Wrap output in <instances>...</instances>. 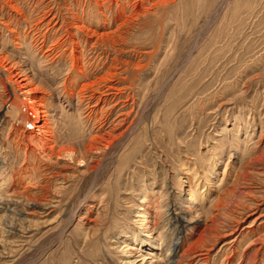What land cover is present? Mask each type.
Returning <instances> with one entry per match:
<instances>
[{"label":"rangeland","instance_id":"374dc122","mask_svg":"<svg viewBox=\"0 0 264 264\" xmlns=\"http://www.w3.org/2000/svg\"><path fill=\"white\" fill-rule=\"evenodd\" d=\"M17 1L24 9L21 14L0 2V57H6L8 67L29 61L36 76L33 85L38 86L32 94L49 99L51 108L46 110L53 114L50 122L58 145L76 142L77 134L87 140L100 128L103 133L111 131L105 136L112 147L105 149L109 151L105 157L104 152H88L83 162L69 156L41 158L36 147L20 140L22 131L10 129L14 114L2 113L0 169L5 164L16 178H25L16 187L0 176V196L24 204L33 202L24 194L40 197L46 192L45 201L59 205L21 207L11 213L0 203V264H150L152 257L163 262L173 246L170 236L176 224L168 225L172 213L185 214L194 222L180 233L181 240L186 238L195 249L183 264H197L198 249L209 250V264H224L231 247L225 242L234 238L238 241L232 264H264V247L258 256L252 255L261 247L254 240L262 233L259 224L264 217L254 219L264 213V163L256 161L248 168L256 150L254 158L264 154V0H153L154 6L145 1L150 8L147 15L130 20L123 32L112 35L113 41L105 37L95 50L81 42L86 59L75 66L78 80L68 86L77 91L110 69L118 73L112 78L115 85L123 88L113 100L111 96L99 100L92 119L87 110L97 99L81 104V119L66 103L58 105L63 94L59 86L78 61L73 45L65 43V31H48V19L36 28L41 11L53 0ZM57 1L62 21H73L72 11L87 22L96 21L99 9L94 11L92 0ZM125 1L131 6L136 0ZM115 4L114 0L110 19L116 14ZM5 20L8 25L1 23ZM67 28L71 29L63 30ZM94 29L105 32L102 26ZM83 36L86 41L97 40ZM58 39L67 51L62 56L57 49L55 56L42 59ZM81 70L90 72L89 80ZM107 82L100 81L102 90H107ZM2 86L0 78V105ZM100 119L105 126L100 127ZM33 121L23 127L24 136L34 134ZM66 133L70 136L62 137ZM98 161L103 164L94 171ZM247 168L253 181L239 179ZM196 188L198 200L189 204ZM240 189L254 191L255 199L238 197ZM257 200L263 203L262 212L235 214L241 205ZM8 220L15 224H6ZM208 224L212 229L218 226L222 236L213 241L211 232L204 231ZM231 229L234 235L227 236ZM161 231L166 239L160 242ZM147 235L150 244L144 242ZM127 244L140 248L126 251Z\"/></svg>","mask_w":264,"mask_h":264},{"label":"bare ground","instance_id":"6f19581e","mask_svg":"<svg viewBox=\"0 0 264 264\" xmlns=\"http://www.w3.org/2000/svg\"><path fill=\"white\" fill-rule=\"evenodd\" d=\"M56 1L57 0H53V4L46 5L47 6L46 9H43L41 11V15H39V21H38L39 23L36 25V28L39 29V27L43 23H46V20L48 19L49 21L46 23L48 31H50L52 29H54V30L56 29L55 34H57L61 30H62V33H64V31H65L64 34H65V37H67V39L65 38L66 39L65 43H68L69 46H70V44L73 45L72 46L73 52L72 51L71 52L73 53V55L74 54L76 55L75 60L78 61L77 63L73 62L71 73L69 74V76H65L63 84H61L59 86V87H61L60 89H62L63 94H62V96H59L58 105H60L59 102L66 103L67 107L77 111V118L81 119V116L83 115V113L81 112V110H82L81 104L88 102V105H89L91 100L97 99V101H96L97 104L92 105V106L89 105V107H88L89 109L87 110L88 119H92L93 114L96 115L97 109L95 107L99 106V104H98L99 100L102 101L104 98L106 100L107 96H109V97L111 96V100H113L114 97L116 98L119 95V94H117L118 92L122 93L123 88H119L117 86V84L115 85L112 78L116 79L118 73L117 72L112 73V72H110L111 71L110 69L106 71L104 76H101V77L95 76L94 81L89 80L91 75L89 74L90 72L88 70H81L80 73L83 75L84 79L89 80V82L83 83V85H81L77 91L73 90V88H70L68 86L69 84H72L73 82H77L78 72H76V70H74V68L76 65L80 64V62H82L83 60L86 59V54L84 53V49L81 47L82 46L81 42H87L88 44H91L92 48L90 50H95L96 45H97L96 43H98L99 41L103 42V39L105 37H106V39L111 38L113 41L114 39H113L112 35H118L121 32H123L121 29L123 28L124 25H126L128 23L130 24L132 19H137L139 16L147 15L146 13H148L150 11V8L148 6L147 7L144 6L145 1L149 2V3L151 2L152 6H154L156 3L154 2L155 0L154 1L153 0H136L135 2L132 3L131 6H129V5L125 4L126 3L125 0H115L116 1L115 5L117 6L116 14H114L113 17H111V19H110L108 12L109 13L113 12L114 0H92V8L94 9V11L95 10L98 11V9H99V11H98L99 13L96 14L97 16H96L95 22H87L84 20V18L80 19L81 17L79 18V15H78L79 13L75 12V11H72V12L70 11L71 17H73V21H69V20H65V19L62 21L60 13L57 12L58 10H57V7L55 4H57V6H58V3H56ZM162 1L163 0H158V2H162ZM0 2L9 6L10 8L17 11L20 14L24 10L23 8L20 7L19 2L17 0H0ZM57 2H59V1H57ZM68 6H70V5H68ZM38 7H41V6L38 5ZM70 10H71V8H70ZM127 10H130V12L128 13ZM108 20H109V22H108ZM1 23L3 25H8V21H6V20L3 22L1 21ZM60 23H61V25H60ZM67 26H70L71 29L67 28L66 30H63ZM96 26H98V27L102 26V28L105 30V32L99 34L94 29V27H96ZM72 29L77 30V33L72 32ZM36 31H38V30H36ZM83 35H86L90 38L97 36L96 37L97 40H96V42H90L89 40L86 41V39H84ZM119 38L122 39V36L119 35ZM60 40L61 39H58L56 43L52 44L47 50L44 51V53L42 54V59H44L46 61L50 57H52L53 54L55 56L54 52L57 49H58L57 51L60 55L64 54L65 51H67V45H62L60 43ZM76 52H77V54H76ZM92 54L94 57L95 53L93 52ZM93 57L91 59H93ZM5 58L6 57H0V78H2V80H3V86L2 87L4 88L3 89L4 95H2V97H1V100L4 104L0 105V116L2 115V113H5V116L3 115L4 117H9L10 115L8 113H10V112H12V114H14L15 119H12V121L14 123H12L10 125V129L16 131V133L18 131H22L21 134H23V135H21V134L19 135L20 140L26 139L27 144L33 145L34 147H36V149H38L43 154V155L41 154L43 156L41 158L46 157L47 159H50V160L54 156H56V157L69 156V158H71L72 160H78L79 162H83V161H85V159L88 155V152H91V153L95 152V151L96 152H102V153L104 152V157L107 154H109V151L105 150V149L112 147V144H111V142L108 141L109 139L106 138L105 133L106 134L108 133V135H111V133H110L111 131L110 132L106 131L105 133H103L102 129H100V128L99 129L96 128V132L94 134H91L87 140H85L84 138L80 139V137H82V135L77 134V141L76 142H66V143L64 142L63 144L58 145L59 144L58 135L55 134V131L53 130V126H51V122H50L53 114L51 111L46 110L48 108V106H50L49 105V99L44 95L38 96L37 94H35V95L32 94L34 89H37L38 86L33 85L34 79L36 78V76L32 72V69H31L32 67H30L28 65V64H30L29 61H27V62L24 61L22 67H19V66L15 67L14 63H13V66L8 67L9 63L6 64V61H8V60ZM14 60H16V59L14 58ZM42 71L44 72V68H42ZM100 81H103V82L110 81L109 84L107 82V84L105 85V87L107 86V90H102L104 87H102ZM41 82H43V81H41ZM116 83H118V82H116ZM90 87H91V91L90 90L88 91V89ZM108 90L109 91L110 90H115V91L118 90V91L110 92L107 94ZM102 96H103V98H102ZM75 99H76V103L74 104ZM113 106H115V105H113ZM50 108H51V106H50ZM101 114H102V117L107 116V113H101ZM84 116H85V113H84ZM32 119L34 121L31 125L36 127V130L33 132L34 134H30L29 136L26 137V135L24 136L23 127L26 124H28V122H30V120H32ZM7 120L8 119L5 118L2 121L6 122ZM10 121H11V119H10ZM81 122H82V120H81ZM121 122H123V120H121ZM98 123L101 124L100 127L103 125L105 126L104 119H100V121ZM68 135L70 136V134L66 133V134H63L62 137H65ZM103 140L106 141V144H105V142H104V144H101V143H103V142H101ZM27 144H26V147H27ZM29 150H28V148L25 149L26 155H27V151H29ZM32 151H33V149L31 150V152ZM256 152H257V150L252 154V157L250 158L251 164L247 163L248 168L251 167L254 162L256 163V161H262L264 163V154H261L259 157L254 158ZM33 156H34V154H33ZM28 157L29 156L26 157V160L28 159ZM0 164H1V162H0ZM101 164H103V163H101V161H98L97 165L93 166L92 169L94 171L99 170ZM1 166H2V171L0 169V176L4 177V179H3L4 183H6L5 181H8L9 183L11 182L12 185H16V184L20 183V180L25 178L24 176H21L20 174H18V175H20L19 176L20 179H18L14 176L13 173H11L12 169L9 168V166L7 167V165H5V164H3ZM248 168L244 171L243 176H241V174H240L239 179L241 178V179L253 181L255 176H254L253 172L251 171V169H248ZM15 172H17V171H15ZM83 174L84 175L82 177L84 179V177L87 174V171ZM57 182H58V180H57ZM63 186H60V187H63ZM16 187H18V185H16ZM196 190H197V188L195 190H193V193L191 194V196L189 198V201H191V202L188 201L189 204H192V203H194V201L198 200V198H196ZM254 190H256V189H254ZM45 191H48V190H45ZM253 192L254 191H250V190H246V189H244V190L240 189L238 192V197H240V198L248 197L253 201V199H255V193H253ZM16 193L18 194L19 192L16 191ZM24 195L28 199H31L33 202L32 203L28 202V203L23 204L18 199L17 200L11 199V200L5 201V199H3V196H0V203H2L4 205V207H2V208L7 209L11 213H15V212H18L21 207H24V208L25 207L46 208L49 206L57 207L59 205V203H58L57 205L52 206L53 203L57 202V201H54V202L47 201L46 202L45 200H48V195L46 192H45V194H42L40 197L34 196V194L32 196L26 195V194H24ZM40 199H43L44 202H41ZM239 200L240 199H238L237 201H239ZM144 201L145 200L143 198L141 200V202H144ZM237 201H235V203ZM259 201L260 200H257V202H254L250 206L241 205V207H239L237 210H234V212H235V214H238L239 216L242 215V217L245 216L247 212H249V216L255 215V213L257 214V212L259 210H261V212H262L263 209H262L261 205H263V203L259 202ZM222 204H223V202H222ZM238 205H240V204H238ZM188 208H191V207H189V205H188ZM159 209L160 208H157L156 212ZM139 217H142V214H140ZM242 217H241V219H242ZM261 217H264V213L255 217L254 221H257ZM169 220H170V222L168 225H170L171 227L173 224H176V227L172 228L171 236H170V237L174 238L173 246H170L169 251L167 252V255L164 257V259H162L163 262H158L157 260H155V257H152L150 260L151 261L150 264H183L184 258L187 256V253H189L190 250L192 251L194 249L192 242H189L186 238L181 240L182 238L180 236V233L184 228H186L190 223H194L192 221V218H188V217H186L185 214H182V213H177V214L172 213ZM239 221L240 220H238V219L235 220V223H236V224H234L235 230H237L236 227L237 228L239 227ZM243 221H244V219H243ZM7 222H6V224H8L10 226H13L15 224V222L13 223L12 221H9V220ZM158 225H159V220L156 219L154 221V226L158 227ZM209 225L210 224H208V226H206L204 231L209 230L211 232L212 235H210V236H211V239H213V241L217 240L219 235L222 236L221 231L219 230L218 226H215L212 229L211 227H209ZM259 225H261L260 226V228H261L260 232H262V233L258 237H256V239L254 241L259 242L260 243L259 245L261 247L260 248L258 247L257 249L254 250V253L252 254L253 257L258 256L257 254H259L262 247H264V246H262L264 244V220ZM246 227H249V226L247 225ZM246 227H244V229ZM233 230L231 229V231H233ZM163 233L164 232H162V231L159 233V237L161 238L160 242H161V240L163 241L166 239V236H164ZM231 234L234 235V231L229 233V234H226V235L228 236ZM233 235H232V237H233ZM151 236H152V233H151ZM146 237L148 239H145L144 242L150 244V242H151L150 238L151 237L149 235H147ZM223 237H225V235ZM152 238H153V236H152ZM236 241H238V240L236 238H234L232 241L229 240L228 242L227 241L225 242L227 246L230 244L229 246H231V247H229V252H228L227 257L225 258V260H223L224 264H232V262L234 261V255H236V252H235V250L233 252V249L236 246L235 245ZM152 246L155 247V244L153 243ZM139 248L140 247H135V246H132L131 244L126 245V251H134V250H138ZM197 251L200 252V253L196 254V256H195L196 257L195 259H197V264H209L210 263L209 250L198 249ZM201 251H205V252H201ZM232 252H233V254H232ZM148 254H154V253L152 251H149ZM229 254H232V255L229 257Z\"/></svg>","mask_w":264,"mask_h":264}]
</instances>
